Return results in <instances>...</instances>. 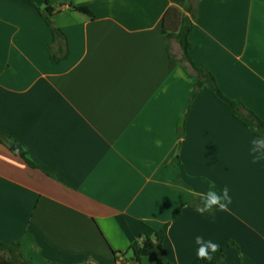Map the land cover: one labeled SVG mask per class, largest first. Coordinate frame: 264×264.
<instances>
[{
	"label": "crops",
	"instance_id": "obj_1",
	"mask_svg": "<svg viewBox=\"0 0 264 264\" xmlns=\"http://www.w3.org/2000/svg\"><path fill=\"white\" fill-rule=\"evenodd\" d=\"M186 5L0 0V133L35 166L0 142V242H20L31 264H137L131 247L165 227L170 264L198 259L197 236L218 243L225 264H264L252 132L207 89L190 102L195 74L162 33L165 13ZM47 9L65 37L57 64ZM189 41L194 65L264 122V0H200ZM225 187L227 211L197 210L201 193Z\"/></svg>",
	"mask_w": 264,
	"mask_h": 264
},
{
	"label": "trees",
	"instance_id": "obj_2",
	"mask_svg": "<svg viewBox=\"0 0 264 264\" xmlns=\"http://www.w3.org/2000/svg\"><path fill=\"white\" fill-rule=\"evenodd\" d=\"M199 1L200 0H187L186 8L183 11L176 8L169 9L165 13L162 20V33L165 40L169 42L175 40L179 44L182 53L180 63L182 65H188V67H183V70L187 73V75H190V67L195 74L194 79L196 80V84L195 89L190 97V102L195 98L200 90L207 89L221 104H223L230 111V113L238 121H240L247 128L251 130L252 126H256L260 129H264V122L259 117H257V115L247 109L242 104V102L233 101L227 98L219 88L214 75H212L209 71L198 69L192 62L190 57L192 45L189 41V36L194 28V22L197 18ZM75 9L88 17L94 18L91 11L86 7H75ZM42 14L45 17L47 25L52 31L53 42L59 44V57L54 54V50L51 46V60L54 64H57L66 54L61 43L62 40H65V37L62 31L57 28L53 22L52 18L54 16V11L52 9H47ZM0 142H7L9 150L12 154L19 156L31 168L35 167L26 151L15 141L0 133ZM181 210V208L175 210V219L180 217ZM166 230L167 227L161 231H154V236L157 239V242H154L153 239L147 235L143 244L135 243L131 247L132 259L137 264H141V261L144 257L154 256L158 264H170L165 260L162 254V242L164 240ZM230 246L237 248L234 243H231ZM220 249L221 251L214 254L211 264H225V250L222 248ZM0 264L31 263L27 261L22 255L20 242L13 244H4L0 242ZM193 264H209V262L197 259Z\"/></svg>",
	"mask_w": 264,
	"mask_h": 264
},
{
	"label": "clouds",
	"instance_id": "obj_3",
	"mask_svg": "<svg viewBox=\"0 0 264 264\" xmlns=\"http://www.w3.org/2000/svg\"><path fill=\"white\" fill-rule=\"evenodd\" d=\"M251 132L249 155L251 156V163L255 165L264 161V129L252 126ZM199 199L201 204L197 210L201 213H210L214 208L221 212L227 211L232 202L228 187H225L219 194L211 190L206 195L201 193ZM196 244L199 245L197 258L207 261L209 264L213 261L214 254L221 251L218 243L212 240L205 241L200 236L196 237Z\"/></svg>",
	"mask_w": 264,
	"mask_h": 264
},
{
	"label": "built area",
	"instance_id": "obj_4",
	"mask_svg": "<svg viewBox=\"0 0 264 264\" xmlns=\"http://www.w3.org/2000/svg\"><path fill=\"white\" fill-rule=\"evenodd\" d=\"M117 264H126L124 261L118 260Z\"/></svg>",
	"mask_w": 264,
	"mask_h": 264
}]
</instances>
